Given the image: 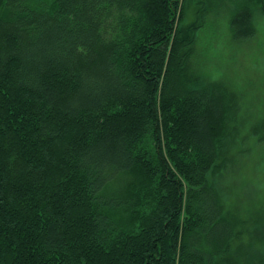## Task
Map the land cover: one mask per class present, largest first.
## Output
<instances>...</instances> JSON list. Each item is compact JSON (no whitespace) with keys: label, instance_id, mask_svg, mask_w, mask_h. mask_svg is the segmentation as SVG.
I'll return each mask as SVG.
<instances>
[{"label":"trees","instance_id":"trees-1","mask_svg":"<svg viewBox=\"0 0 264 264\" xmlns=\"http://www.w3.org/2000/svg\"><path fill=\"white\" fill-rule=\"evenodd\" d=\"M213 1L254 36L264 0H0V264H264L216 182L239 89L192 68Z\"/></svg>","mask_w":264,"mask_h":264},{"label":"rangeland","instance_id":"rangeland-1","mask_svg":"<svg viewBox=\"0 0 264 264\" xmlns=\"http://www.w3.org/2000/svg\"><path fill=\"white\" fill-rule=\"evenodd\" d=\"M228 3L213 1L212 10L201 13L204 21L196 31L191 62L196 76L224 80L239 89L236 143L228 153L229 165L216 182L227 214L246 221L243 226L236 224V228L245 229L252 210L253 216H264V130L259 126L264 121V11H254L252 38L234 40L228 25L232 11ZM196 7L194 3L187 7L186 26L195 19ZM254 125L263 136L252 135ZM248 235L242 231L239 240L247 243Z\"/></svg>","mask_w":264,"mask_h":264}]
</instances>
